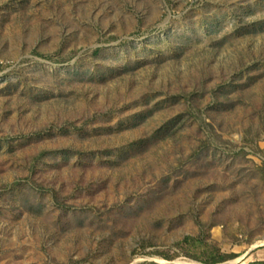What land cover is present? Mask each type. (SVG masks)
Returning <instances> with one entry per match:
<instances>
[{"label":"rangeland","instance_id":"1","mask_svg":"<svg viewBox=\"0 0 264 264\" xmlns=\"http://www.w3.org/2000/svg\"><path fill=\"white\" fill-rule=\"evenodd\" d=\"M143 262L264 264V0H0V264Z\"/></svg>","mask_w":264,"mask_h":264},{"label":"trees","instance_id":"2","mask_svg":"<svg viewBox=\"0 0 264 264\" xmlns=\"http://www.w3.org/2000/svg\"><path fill=\"white\" fill-rule=\"evenodd\" d=\"M99 49H96L95 51L97 52ZM167 126L168 125H164L163 127H162V129L161 130H163V129H166L167 128ZM165 131V130H164ZM159 133H162V132H159ZM197 238H195V237H192V236H185L184 237V241L185 242H189V241H192V242H197ZM224 258H225V256H223V255H218V256H216V257H212L211 258V260L209 259H207V260H204L203 262H208V263H216V262H219V261H222V260H224ZM140 264H155V263H153V262H151V263H148V262H143V263H140Z\"/></svg>","mask_w":264,"mask_h":264},{"label":"bare ground","instance_id":"3","mask_svg":"<svg viewBox=\"0 0 264 264\" xmlns=\"http://www.w3.org/2000/svg\"><path fill=\"white\" fill-rule=\"evenodd\" d=\"M189 264H200V263H196V262H191V263H189Z\"/></svg>","mask_w":264,"mask_h":264}]
</instances>
